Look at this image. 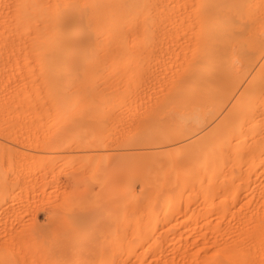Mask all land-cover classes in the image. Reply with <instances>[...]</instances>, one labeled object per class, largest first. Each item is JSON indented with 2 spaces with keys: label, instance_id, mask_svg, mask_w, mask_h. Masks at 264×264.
I'll use <instances>...</instances> for the list:
<instances>
[{
  "label": "rangeland",
  "instance_id": "rangeland-1",
  "mask_svg": "<svg viewBox=\"0 0 264 264\" xmlns=\"http://www.w3.org/2000/svg\"><path fill=\"white\" fill-rule=\"evenodd\" d=\"M175 37L176 47L189 45ZM165 42L153 51L67 59L68 75L59 77L46 66L55 54L27 51L24 38L0 41L3 264H51L40 249L49 244L27 234L35 227L123 229L125 242L136 243L133 251L124 250L125 264H163L181 253L180 230L224 228L237 212L264 210L263 99L254 119L258 135L247 127L233 136L220 171L226 179L217 187L216 174L199 172V164L176 148L184 140L161 137L169 119L183 111L175 101L190 97L186 85L204 76L195 67L206 56L165 49ZM260 75L247 95L264 86L263 69ZM216 84L207 83L204 103L222 114L237 94L223 96L225 87ZM61 101L72 104L63 110ZM238 139L244 140L241 156L234 153ZM177 191L181 196L171 204L156 199ZM136 229L148 232L149 241H137ZM212 248L191 252L198 258Z\"/></svg>",
  "mask_w": 264,
  "mask_h": 264
},
{
  "label": "bare ground",
  "instance_id": "bare-ground-1",
  "mask_svg": "<svg viewBox=\"0 0 264 264\" xmlns=\"http://www.w3.org/2000/svg\"><path fill=\"white\" fill-rule=\"evenodd\" d=\"M175 34L189 45L176 47L172 41ZM9 38H24L27 51L55 54L46 66L55 68L59 77L68 75L64 64L67 59L80 57L85 62L95 55L153 51L161 49L163 40L168 50L205 53L195 67L199 76H204L189 82L186 91L183 88L190 97L175 101L183 111L169 119V128L161 137L184 140L176 148L184 149L199 164V172L216 174L217 187H222L226 179L220 171L225 147L232 144L233 136L247 127L254 137L258 135L254 119L258 99H263V106L264 86L255 93L246 92L264 70V0H0V41ZM258 54L263 60L253 61ZM210 79L225 87L223 96L237 94L222 114L204 103ZM61 103L63 110L72 104ZM242 141L235 142V155L241 156ZM259 147L255 145L252 157ZM166 165L175 168L170 162ZM211 194L212 190L207 195ZM180 196L177 191L156 199L168 205ZM219 200L222 208L224 199ZM219 213L223 215L224 211ZM263 213L264 210L237 212L224 228L180 230L179 245L174 241L172 245L181 248L183 240L181 253L162 263L211 264L215 258L217 264H250L255 258L252 263L264 264ZM133 233L137 241L150 239V234L141 229ZM27 234L32 240L49 244L40 249L51 264H125L124 250L133 251L136 244L128 245L126 231L113 228L35 227ZM196 247L213 248L197 258L191 252ZM1 254L0 250L3 264Z\"/></svg>",
  "mask_w": 264,
  "mask_h": 264
}]
</instances>
